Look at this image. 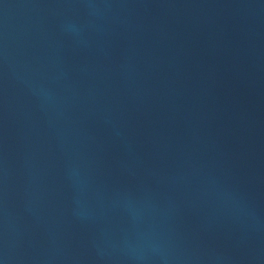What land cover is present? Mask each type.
Here are the masks:
<instances>
[{"label":"water","instance_id":"1","mask_svg":"<svg viewBox=\"0 0 264 264\" xmlns=\"http://www.w3.org/2000/svg\"><path fill=\"white\" fill-rule=\"evenodd\" d=\"M0 264H264V0H0Z\"/></svg>","mask_w":264,"mask_h":264}]
</instances>
